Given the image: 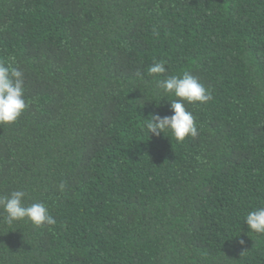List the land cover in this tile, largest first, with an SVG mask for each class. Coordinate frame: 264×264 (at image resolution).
<instances>
[{"label":"trees","instance_id":"trees-1","mask_svg":"<svg viewBox=\"0 0 264 264\" xmlns=\"http://www.w3.org/2000/svg\"><path fill=\"white\" fill-rule=\"evenodd\" d=\"M0 62L27 102L0 124V196L56 220L0 208V264H264L245 223L264 207V0H0ZM184 72L211 93L185 103L198 136L148 133L179 99L158 81Z\"/></svg>","mask_w":264,"mask_h":264},{"label":"clouds","instance_id":"clouds-1","mask_svg":"<svg viewBox=\"0 0 264 264\" xmlns=\"http://www.w3.org/2000/svg\"><path fill=\"white\" fill-rule=\"evenodd\" d=\"M164 63L154 62L148 68L149 75L163 74ZM24 73L11 63L0 62V124L15 122L27 107L24 97ZM158 86L164 93L174 94L179 99L171 100L173 115L161 117L159 114L150 116L145 127L148 133L159 136L161 133L171 132L177 142H183L186 137H197L198 129L194 116L186 110L185 103H204L211 99V93L199 80L188 72L182 76L171 75ZM63 191V182L59 185ZM26 192L14 190L7 196H0V208L3 209L5 222L12 225L17 221H30L37 227L41 225H55V218L49 213L43 203L25 204ZM245 223L250 230L264 235V207L250 211ZM243 243V241H241Z\"/></svg>","mask_w":264,"mask_h":264}]
</instances>
